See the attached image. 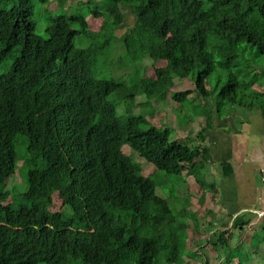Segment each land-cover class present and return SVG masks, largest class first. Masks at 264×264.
Segmentation results:
<instances>
[{
    "label": "trees",
    "instance_id": "16d2710c",
    "mask_svg": "<svg viewBox=\"0 0 264 264\" xmlns=\"http://www.w3.org/2000/svg\"><path fill=\"white\" fill-rule=\"evenodd\" d=\"M61 1L0 0V264H213L210 253L183 258V241L199 253L204 230L178 220L183 214L123 146L178 175L173 198L185 173L201 180L205 130L189 128L185 137L179 130L208 108L201 102L190 114L183 103L193 92L214 98L222 115L256 100L251 87L264 78V0ZM126 8L136 22H126ZM90 15L103 20L100 30L91 29ZM39 17L47 37L36 32ZM79 36L86 46L75 44ZM113 41L122 55L111 64L117 74L99 78V55ZM147 58L154 76L140 74H147ZM216 69L225 70L218 90L208 82ZM192 73L194 83L184 87ZM152 99L179 108L178 121L172 114V123L141 128L156 116ZM15 192L19 204L10 197ZM216 232L203 247L223 259L217 264H245L237 254L253 253L248 241L232 249L226 231ZM219 245L227 247L225 257Z\"/></svg>",
    "mask_w": 264,
    "mask_h": 264
},
{
    "label": "crops",
    "instance_id": "0c3cea01",
    "mask_svg": "<svg viewBox=\"0 0 264 264\" xmlns=\"http://www.w3.org/2000/svg\"><path fill=\"white\" fill-rule=\"evenodd\" d=\"M123 29L126 31L127 28ZM262 72L264 73V67ZM251 90L255 91L256 100L234 104L229 112L222 115L220 114L222 111L216 108L214 98L204 99L192 93L191 97L201 98L208 110L191 120L187 128H180L179 136H188L190 129L195 133L205 130L203 146L207 150L204 153L205 158L201 156L199 159L202 161L200 160L198 164L205 163L206 171L202 178L200 177L201 180H197L191 172L185 173L181 192L191 195L182 194L188 198L190 203L188 208L204 221L206 229L204 235L199 237L223 230L226 231L227 237L229 235L232 249L239 247L245 240L248 241V247L252 248L254 257H262L264 78L260 83L254 84ZM174 120L171 118L169 122L172 123ZM209 120L211 126L207 127ZM200 142L201 139L198 140V144ZM194 192L197 195H193ZM189 233L194 231L190 229Z\"/></svg>",
    "mask_w": 264,
    "mask_h": 264
},
{
    "label": "rangeland",
    "instance_id": "374dc122",
    "mask_svg": "<svg viewBox=\"0 0 264 264\" xmlns=\"http://www.w3.org/2000/svg\"><path fill=\"white\" fill-rule=\"evenodd\" d=\"M78 1L79 0H69V1L63 0L61 2L65 3V5H67V4L74 5ZM100 4H102V3H100ZM57 5H58V2H55L54 6L57 7ZM67 9H68V7L56 10L55 11L56 13L53 15L55 16V15H58V13H64V12L66 13V12H68ZM76 9H77V7H75L72 10L75 11ZM79 10L82 11V8L80 7ZM125 11L127 14L126 22L130 23V24L136 22L137 17L135 15V13H133L132 10H130L129 8H126ZM88 20L90 21L91 29H93V30H100L103 26V20H101L99 18H93V15L88 16ZM36 23H37L36 32L43 37H47L46 19H43V17H39L38 19L36 18ZM124 31H125V29L121 28L120 30L117 31V34L120 35ZM117 42L118 41H113V43L111 42V46H108L105 49L101 50L102 54L99 55V61H98L99 64H98V67L96 68V75L99 78H109L110 76L113 75V71H114L115 75L117 74V70H115V69L113 70L114 66L111 65L112 62L117 61L122 56V55H120V56L117 55V51H116V47L118 46ZM75 44L79 47H84L87 45V38H85L84 36L76 37L75 38ZM117 50L120 53L121 48L118 46ZM124 54L127 55V52H125ZM148 60H149V58L145 59V62L142 63L143 67L147 66V70H146L147 74L143 68H140L141 69L140 74L141 75L154 76V74H155L154 68L152 66H150ZM146 61H147V65H146ZM162 64H163V62L160 61V62H158L157 65L161 66ZM223 72H225V70L216 69L212 73L210 79L208 80L210 85H212L213 88L216 87L217 90L220 89L222 86L219 83V75L224 77L225 73H223ZM192 76L195 77V74L192 73L189 78L182 79V80H184V82H182L184 87H188L189 85L192 86V84L194 83V79ZM226 76H227V74H226ZM224 79L227 80V77H225ZM178 82H181V80H179ZM188 99L191 100V102L185 101V103H183V105L184 106L190 105L187 107V110H189V108H190L189 113L190 114L194 113V112L199 113L201 111V104H202L201 98H198V97L192 98L191 96H189ZM152 101L155 105L153 107L154 108L156 107V116L154 119H152L148 116L147 117L148 122L142 123V126L140 125L141 128L148 129L151 125H160V124H156L157 122L158 123L161 122V123L165 124V123L169 122L173 116H174L175 120H177L178 116H180L179 114H177V111L179 110V108L173 109V105L171 104L170 101L166 102L164 99H152ZM126 106H127L126 103L123 105L120 104L118 107V111L121 112L122 108L126 109ZM193 106H195V107H193ZM149 110L152 111V108H150ZM135 112L140 114L141 111L135 110ZM172 114H173V116H172ZM166 126L169 127L168 125H166ZM25 150H26V146L19 142L18 146H17L18 154L24 153ZM123 150L125 151V153L131 155L135 161H138L141 163L142 168L144 170L143 173H145V171L148 170L149 173L156 179V181L158 183L157 193L159 195H161L162 197H165L169 200L171 206L173 207L172 208V210H174L173 212H176L179 215L183 214V218L178 219L180 222L188 223L191 226H196L199 231L206 229V227L204 225V221H202L200 216H198L197 214H194L195 219L191 218V215L193 212L190 213V211H192V210H190L188 208L190 203L187 200L188 198L185 197L184 195H182V194H185V195L191 196L190 194L181 192V189H180L181 195L178 198H173L171 196V190L173 189V187L175 185V180L178 176L177 174H168L162 170L157 169L153 164L149 163L145 158L141 157L139 155L138 151L132 150L131 147L127 144H125L123 146ZM20 162L22 163V161H20ZM16 178L19 181H21V178L19 177V175L18 176L16 175ZM12 183L14 184V182H12ZM183 186H184V181L181 179L180 187L182 188ZM4 188H5V186L0 187V192L4 191ZM22 190H24V188H21L20 190H17V191H22ZM174 192H175V194H177V191H174ZM193 195H197V193L194 192ZM10 197L17 198V201L15 202V204H19V198L21 196L19 195L18 192H15ZM191 220H193V221H191ZM190 237L191 238H197L198 236L197 235H190ZM213 238H214L213 241L215 242L219 238V235L218 234L214 235ZM207 241L208 240H203V241L199 242V246H200L201 251H199V253H197V254H194L193 251H190L191 250L189 248L190 247V240L183 241V248L181 250V255L183 256V258L191 257L192 259H194L195 257H198L196 259H200V258H203L205 256V253L209 252L210 256H211V260L214 261L213 264L220 263L223 259L217 258L216 254L212 251V249L210 247L207 250L204 249L203 244H206ZM196 246L199 247L198 245H196ZM217 248H218L217 251L224 254L223 257H225V251H226L227 247L224 245H219ZM196 249H198V248H196ZM231 251H232V249L230 251H228L227 254H230ZM211 252L214 253L213 256H212ZM234 253L237 254L238 252H234ZM239 253L240 254H237V255L241 257V259L243 260V263H245V264H264V255H262V257L261 256L260 257H258V256L254 257L253 253H249V252H246L244 250H242ZM251 254L253 257L251 256ZM248 259H250V260L248 261ZM39 264H44V263H39ZM190 264H194V263L191 262ZM232 264H235V262Z\"/></svg>",
    "mask_w": 264,
    "mask_h": 264
},
{
    "label": "clouds",
    "instance_id": "9594fccd",
    "mask_svg": "<svg viewBox=\"0 0 264 264\" xmlns=\"http://www.w3.org/2000/svg\"><path fill=\"white\" fill-rule=\"evenodd\" d=\"M139 153V152H138ZM129 155V154H128ZM140 155V154H139ZM141 156V155H140ZM142 157V156H141ZM144 158V157H143ZM146 159V158H145ZM147 160V159H146ZM148 161V160H147ZM149 162V161H148ZM140 163V162H139ZM149 163H151V162H149ZM141 164V163H140ZM151 164H153V163H151ZM154 165V164H153ZM142 166V165H141ZM155 166V165H154ZM143 169V168H142ZM143 172H144V170H143ZM146 173V174H145ZM145 173H143L144 175H147V174H149V171L148 170H146L145 171ZM205 225V224H204ZM192 228H196L195 226H193ZM191 230H193L194 232H195V229H191ZM189 234H194V233H189ZM213 233H211V234H208L207 236L205 235L204 237H200V238H203L204 240H207L211 235H212ZM201 235H204V231L202 232V234ZM256 243H259V242H256ZM208 252V251H207ZM209 253V252H208ZM212 254V253H211ZM212 256H213V254H212Z\"/></svg>",
    "mask_w": 264,
    "mask_h": 264
},
{
    "label": "built area",
    "instance_id": "2783aa9c",
    "mask_svg": "<svg viewBox=\"0 0 264 264\" xmlns=\"http://www.w3.org/2000/svg\"><path fill=\"white\" fill-rule=\"evenodd\" d=\"M263 179H264V175H263Z\"/></svg>",
    "mask_w": 264,
    "mask_h": 264
}]
</instances>
